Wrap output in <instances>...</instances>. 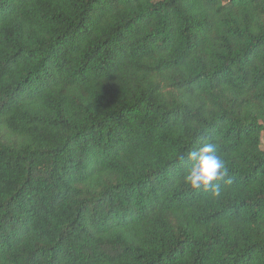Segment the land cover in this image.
I'll return each mask as SVG.
<instances>
[{
	"label": "trees",
	"instance_id": "16d2710c",
	"mask_svg": "<svg viewBox=\"0 0 264 264\" xmlns=\"http://www.w3.org/2000/svg\"><path fill=\"white\" fill-rule=\"evenodd\" d=\"M263 135L264 0H0V264H264Z\"/></svg>",
	"mask_w": 264,
	"mask_h": 264
},
{
	"label": "clouds",
	"instance_id": "9594fccd",
	"mask_svg": "<svg viewBox=\"0 0 264 264\" xmlns=\"http://www.w3.org/2000/svg\"><path fill=\"white\" fill-rule=\"evenodd\" d=\"M186 159L189 166L183 176V182L192 189H202L210 192L213 197H219L221 185L216 182L224 180L227 168L224 160L218 155L215 144L202 143L189 151ZM231 182V179L227 180V183Z\"/></svg>",
	"mask_w": 264,
	"mask_h": 264
},
{
	"label": "rangeland",
	"instance_id": "374dc122",
	"mask_svg": "<svg viewBox=\"0 0 264 264\" xmlns=\"http://www.w3.org/2000/svg\"><path fill=\"white\" fill-rule=\"evenodd\" d=\"M262 145L264 147V135L262 136Z\"/></svg>",
	"mask_w": 264,
	"mask_h": 264
}]
</instances>
